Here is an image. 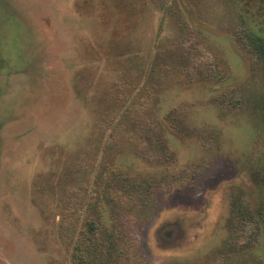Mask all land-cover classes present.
Instances as JSON below:
<instances>
[{
    "label": "rangeland",
    "instance_id": "obj_1",
    "mask_svg": "<svg viewBox=\"0 0 264 264\" xmlns=\"http://www.w3.org/2000/svg\"><path fill=\"white\" fill-rule=\"evenodd\" d=\"M248 30L264 0H0V264H264Z\"/></svg>",
    "mask_w": 264,
    "mask_h": 264
},
{
    "label": "trees",
    "instance_id": "obj_2",
    "mask_svg": "<svg viewBox=\"0 0 264 264\" xmlns=\"http://www.w3.org/2000/svg\"><path fill=\"white\" fill-rule=\"evenodd\" d=\"M246 36L248 37V40L250 41L251 45L255 50L256 57L264 64V38L250 30H248ZM235 206V210L238 211L240 209V206L238 205V203H235ZM89 233H91V235L96 234V230L93 225H90ZM91 245V240L79 241V243L75 247V253L73 254V261L75 264H84L82 262L90 258V256L88 257V255L90 254L89 249ZM79 260L81 261L80 263H78Z\"/></svg>",
    "mask_w": 264,
    "mask_h": 264
}]
</instances>
